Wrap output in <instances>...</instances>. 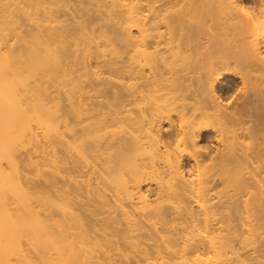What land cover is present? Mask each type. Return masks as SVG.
<instances>
[{
	"label": "bare ground",
	"instance_id": "obj_1",
	"mask_svg": "<svg viewBox=\"0 0 264 264\" xmlns=\"http://www.w3.org/2000/svg\"><path fill=\"white\" fill-rule=\"evenodd\" d=\"M0 264H264V0H0Z\"/></svg>",
	"mask_w": 264,
	"mask_h": 264
},
{
	"label": "rangeland",
	"instance_id": "obj_2",
	"mask_svg": "<svg viewBox=\"0 0 264 264\" xmlns=\"http://www.w3.org/2000/svg\"><path fill=\"white\" fill-rule=\"evenodd\" d=\"M39 130V129H38ZM40 131V130H39Z\"/></svg>",
	"mask_w": 264,
	"mask_h": 264
}]
</instances>
